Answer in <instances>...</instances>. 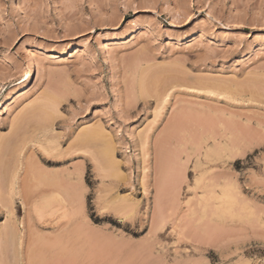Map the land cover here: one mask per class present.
Here are the masks:
<instances>
[{
    "label": "rangeland",
    "instance_id": "374dc122",
    "mask_svg": "<svg viewBox=\"0 0 264 264\" xmlns=\"http://www.w3.org/2000/svg\"><path fill=\"white\" fill-rule=\"evenodd\" d=\"M6 97L0 264H264V0H0Z\"/></svg>",
    "mask_w": 264,
    "mask_h": 264
},
{
    "label": "bare ground",
    "instance_id": "6f19581e",
    "mask_svg": "<svg viewBox=\"0 0 264 264\" xmlns=\"http://www.w3.org/2000/svg\"><path fill=\"white\" fill-rule=\"evenodd\" d=\"M138 32V30H137V28L136 29H134V30H132L130 33H127V34H125L123 37V39H125V38H127L128 36H130V34H134V33H137ZM71 51H73L72 50V48H69V49H67V51H63L62 53H61V55H66V54H69V52H71ZM31 62V61H30ZM30 68H31V71H29V72H27L26 74H25V79L23 80V84L25 85V84H27L26 86H24L23 88H21V91H25V94L27 95V94H30V93H32V91H34L35 90V87L36 86H34L32 83H31V81H32V79L34 78V76H35V71H37L36 70V66H35V63L32 61L31 63H30ZM24 93V92H23ZM212 93H213V91H212ZM215 94V93H214ZM24 95V94H23ZM11 100V98L10 97H6L5 99H4V101H3V103L1 104V106H0V110H1V108H4L7 104H8V101H10ZM49 120H50V118H49ZM48 120V121H49ZM53 120V119H52ZM51 120V121H52ZM42 123H43V121H42ZM53 123V122H52ZM47 124V123H46ZM45 125V124H44ZM44 125H42V126H44ZM173 126V125H172ZM174 126H175V124H174ZM46 127H47V125H46ZM171 127V126H170ZM169 127V128H170ZM44 128V127H43ZM174 128V127H173ZM171 129V128H170ZM173 130V129H172ZM41 131V130H40ZM168 132H170L169 131V129H168ZM168 132H166V134L168 133ZM211 136H213V135H211ZM85 137V136H84ZM83 137V138H84ZM89 137H91V136H89ZM209 138H212V140H213V138H214V136L213 137H209ZM215 139V138H214ZM90 140H91V138H90ZM93 140V139H92ZM95 140V139H94ZM166 139H164L163 141H165ZM82 141H83V139H82ZM87 141V140H86ZM163 141H160V142H163ZM209 141V140H208ZM166 142V141H165ZM164 142V143H165ZM82 144V143H81ZM84 144V143H83ZM82 144V145H83ZM85 144H86V142H85ZM85 144H84V147H85ZM215 145H216V148L215 149H217V144L216 143H214ZM87 145V144H86ZM161 145H163V144H161ZM160 145V146H161ZM215 145H213V146H215ZM105 151H109V150H105ZM103 152V154L102 155H104L105 156V154L106 155H108V157L110 156V154H112V153H110V154H108V152ZM210 151V150H209ZM111 152V151H110ZM95 153H97L96 151H95ZM94 153V155H96ZM99 153V152H98ZM100 154V153H99ZM98 154V155H99ZM97 155V156H98ZM101 155V154H100ZM95 157V156H94ZM94 157H93V159H94ZM101 157H103V156H101ZM100 157V158H101ZM110 157H112V156H110ZM99 158V157H98ZM104 158V157H103ZM102 158V159H103ZM199 158V157H198ZM102 159H100L101 161H102ZM97 159L95 158L94 159V161H96ZM100 161V162H101ZM101 165V164H100ZM201 165H203L202 163H201ZM98 166V165H97ZM78 168H80V167H78ZM77 169V168H76ZM82 169V168H81ZM74 171H76V170H74ZM74 171H72V172H74ZM212 171V170H211ZM210 172V169H206V170H202L198 175H197V179H196V184H198V183H203L205 180L207 181L206 183H205V186H204V188H203V192H202V194H201V196L202 197H205L206 195H207V192H206V189L207 188H209L208 189V192L210 193V195H212V196H221V195H225L226 194V190H225V188H222V190H221V193H216V191H214L215 190V180H217L216 181V184H218L219 183V180H218V177L220 176V177H222L221 175H219L217 178H216V176L218 175H216V176H213L214 174L213 173H209ZM214 172V171H213ZM73 174V173H72ZM208 176H209V178H208ZM210 176H212V177H214V178H216L215 180H214V178H212V177H210ZM225 177V176H224ZM18 178H19V176H18ZM62 178V177H61ZM163 178V177H162ZM224 179V178H223ZM162 181H163V179H161ZM225 180V179H224ZM19 181V180H18ZM51 181V180H50ZM54 182H55V180H53ZM57 181V180H56ZM59 181L61 182V180H60V178H59ZM64 181H67V180H65L64 179ZM45 182H47V179H45ZM53 182V183H54ZM218 182V183H217ZM222 182H225V184L223 185V187H226V184H227V182L226 181H222ZM53 183H51V182H48V183H44V185L45 184H48V185H50V184H53ZM59 183V182H58ZM159 183H161V182H159ZM162 183H164V181L162 182ZM61 185H62V183H60ZM13 186V185H12ZM53 186V185H52ZM54 186H55V184H54ZM212 186H214V188L212 187ZM48 187V186H47ZM61 187V186H60ZM66 187V186H65ZM12 188H14V187H12ZM11 188V189H12ZM63 188V187H62ZM211 188V189H210ZM52 189V188H51ZM54 189H57L56 187H54ZM53 189V190H54ZM19 190L20 191H22L20 188H19ZM47 190V189H46ZM58 190V189H57ZM67 190V189H66ZM55 191V190H54ZM68 191V190H67ZM66 191V192H67ZM72 191V190H71ZM71 191H70V193H71ZM231 191V190H230ZM43 192V191H42ZM41 192V193H42ZM49 192V191H48ZM66 192H65V194H66ZM235 192V191H234ZM233 192V193H234ZM15 193V192H14ZM45 193V192H44ZM60 193H61V191H60ZM68 193V192H67ZM209 193H208V195H209ZM232 193V191L230 192V194ZM18 194H19V192H18ZM22 192L20 193V196H21V200L23 201L24 200V202H25V199L23 198L22 199ZM194 194V193H193ZM15 195H17V194H15ZM196 195V193L193 195V196H195ZM233 195V194H232ZM235 195V194H234ZM233 195V196H234ZM31 196H32V194H31ZM14 197V196H13ZM23 197H24V195H23ZM23 203V202H22ZM208 204H210V203H208ZM25 204L23 203V206H24ZM213 206V205H212ZM219 206V208H220V205H218ZM211 207V206H210ZM207 208V207H206ZM209 208V207H208ZM212 208H214V207H212ZM26 209V208H25ZM11 210V209H10ZM9 210V212H12V211H10ZM210 211H211V209H210ZM213 211V210H212ZM216 211V210H215ZM205 212H209V210L208 209H206V211ZM214 212V211H213ZM210 213V212H209ZM207 214V213H206ZM213 214H215V212L213 213ZM9 216V215H8ZM227 216V215H226ZM226 216H225V218H226ZM11 217V216H10ZM213 223H215V222H213ZM222 224V223H221ZM224 225V224H223ZM15 226V225H14ZM13 226V228H15ZM220 226H222V225H220ZM10 227H11V224H10ZM222 227H224V226H222ZM12 228V229H13ZM14 231H16L15 229H13ZM14 231H12V232H14ZM19 232V231H18ZM18 232H16V233H18ZM19 234V233H18ZM9 235V234H8ZM11 235V234H10ZM13 235V234H12ZM29 236V235H28ZM19 237V236H18ZM20 237H21V233H20ZM19 237V238H20ZM33 238V237H32ZM32 238H30V240L32 239ZM18 240V239H17ZM22 240V239H21ZM29 240V241H30ZM41 240V239H40ZM39 240V241H40ZM32 241V240H31ZM31 241H30V243H31ZM39 241H36V242H38L37 244H40V248H42L43 249V252H42V250L40 251V249L38 248V246H36L37 244H35L34 246L35 247H37V248H34V246H33V248H31V249H33L34 251H35V249H37L38 250V252L37 251H30V252H32V254H33V256H38V254H39V251L40 252H42L41 254L43 255L44 254V251H45V249L44 248H49V246H53V244H54V246L55 245H57L58 243H60L59 241L58 242H54L53 244H52V242L51 243H48V240L46 239V241L45 240H41V242H39ZM43 241V242H42ZM45 241V242H44ZM20 243H21V241H20ZM42 243V244H41ZM43 243H44V245H43ZM22 244H24V243H22ZM46 244L48 245V246H46ZM41 245H42V247H41ZM46 246V247H45ZM41 255V256H42ZM39 256H40V254H39ZM30 257H32V255L30 256ZM33 263V262H32ZM33 264H37V263H33Z\"/></svg>",
    "mask_w": 264,
    "mask_h": 264
}]
</instances>
